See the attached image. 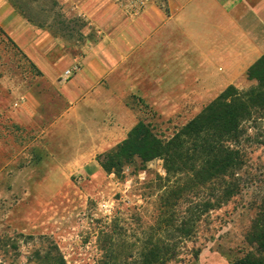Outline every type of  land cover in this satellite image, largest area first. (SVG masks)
<instances>
[{
	"label": "crops",
	"instance_id": "0c3cea01",
	"mask_svg": "<svg viewBox=\"0 0 264 264\" xmlns=\"http://www.w3.org/2000/svg\"><path fill=\"white\" fill-rule=\"evenodd\" d=\"M60 1L92 29L83 48L0 0V26L62 103L42 112L25 95L8 120L0 110V233L33 196L58 198L67 170L103 169L96 158L127 139L144 107L191 121L229 87L254 85L248 71L264 56V0Z\"/></svg>",
	"mask_w": 264,
	"mask_h": 264
},
{
	"label": "rangeland",
	"instance_id": "374dc122",
	"mask_svg": "<svg viewBox=\"0 0 264 264\" xmlns=\"http://www.w3.org/2000/svg\"><path fill=\"white\" fill-rule=\"evenodd\" d=\"M8 2L23 19L35 22L37 28L65 45L83 48L92 42L90 39L94 35L84 17L64 7L60 0ZM54 91L43 74L0 26L2 120H8L10 106L22 100L25 95L33 96L40 103L42 112L48 109L49 101L57 109L60 108L62 103L56 99ZM143 111L145 120L166 137L172 136L178 128L189 122L163 120L146 107ZM251 132H264V123ZM253 150L252 159L259 168L264 164V146H254ZM105 160V154L96 158L100 164ZM64 176L66 182L58 198L40 201L33 196L32 200L24 204L21 202L17 216L7 219L3 224L0 235L4 244H0V264H31L30 260L34 256L45 255L53 245L58 246L67 264H98L102 258L100 246L103 233L115 230L121 234L127 232L128 237L124 239L129 244L137 243L140 246L146 238V231L157 225L159 192L154 181L158 176H168L164 161L151 162L147 173L141 172L136 176L132 168L126 170L123 179L107 175L101 168L72 173L67 170ZM257 194L249 190L235 198L222 211L212 214V224L206 227L199 241L195 244L187 243L190 250L194 245L196 248L205 246L199 261L185 264H230L232 258L227 256L228 249H232L234 254L238 253L245 229L252 218L242 207ZM8 238L10 241L6 240ZM5 242L8 244L5 245ZM55 255L57 253L53 252ZM185 256L186 251L181 260ZM37 261L32 260V264H40Z\"/></svg>",
	"mask_w": 264,
	"mask_h": 264
},
{
	"label": "trees",
	"instance_id": "16d2710c",
	"mask_svg": "<svg viewBox=\"0 0 264 264\" xmlns=\"http://www.w3.org/2000/svg\"><path fill=\"white\" fill-rule=\"evenodd\" d=\"M247 76L254 85L242 90L229 87L172 136L166 137L144 119L105 154L104 172L118 179L131 168L135 176L147 173L156 160L166 163L168 176L154 181L159 192L157 225L146 231L140 246L124 239L127 232L103 233L98 264L197 263L205 246L190 250L187 243H197L211 226L212 214L249 190L258 194L242 209L252 218L238 253L228 249L227 256L232 258L230 264H264V164L256 167L251 155L254 146H264V132H251L264 123V56ZM0 244H4L1 236ZM184 251L187 256L181 260ZM32 260L67 264L54 245Z\"/></svg>",
	"mask_w": 264,
	"mask_h": 264
},
{
	"label": "built area",
	"instance_id": "2783aa9c",
	"mask_svg": "<svg viewBox=\"0 0 264 264\" xmlns=\"http://www.w3.org/2000/svg\"><path fill=\"white\" fill-rule=\"evenodd\" d=\"M133 4V8H135L136 7V5L134 4V3H132ZM79 71V68L78 67H75L74 69H72V70H70V71H67L66 73H65V76H72V74L74 73V72H78Z\"/></svg>",
	"mask_w": 264,
	"mask_h": 264
}]
</instances>
